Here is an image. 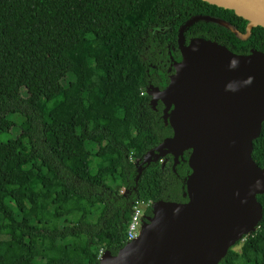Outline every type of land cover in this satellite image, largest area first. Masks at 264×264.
I'll return each instance as SVG.
<instances>
[{
	"label": "trees",
	"instance_id": "trees-1",
	"mask_svg": "<svg viewBox=\"0 0 264 264\" xmlns=\"http://www.w3.org/2000/svg\"><path fill=\"white\" fill-rule=\"evenodd\" d=\"M203 15L245 31L202 0H0V136H11L0 139V264H99L127 243L135 201L150 203L145 216L156 201H187L188 152L174 168L170 155L140 174L135 163L172 135L150 106L149 65L173 68L178 29ZM184 37L264 53L261 27L241 41L199 21ZM251 156L264 167V123ZM257 200L256 231L219 264H264Z\"/></svg>",
	"mask_w": 264,
	"mask_h": 264
},
{
	"label": "water",
	"instance_id": "water-1",
	"mask_svg": "<svg viewBox=\"0 0 264 264\" xmlns=\"http://www.w3.org/2000/svg\"><path fill=\"white\" fill-rule=\"evenodd\" d=\"M233 11L247 24L240 32L230 22L194 16L179 29L178 61L167 87L155 89L150 106L163 104L161 119L172 130L135 163L161 165L170 155L173 168L185 160L186 202L156 201L151 216L139 222V235L99 264H219L227 251L254 233L262 217L257 195L264 194V167L252 159L253 141L264 123V53L235 54L203 37L185 44L184 32L202 21L224 27L241 41L264 28V0H202Z\"/></svg>",
	"mask_w": 264,
	"mask_h": 264
},
{
	"label": "flooded vegetation",
	"instance_id": "flooded-vegetation-1",
	"mask_svg": "<svg viewBox=\"0 0 264 264\" xmlns=\"http://www.w3.org/2000/svg\"><path fill=\"white\" fill-rule=\"evenodd\" d=\"M194 37H190L189 39L186 40V44ZM174 54L176 57L180 56V50L178 47H176L174 49ZM150 62V60H149ZM171 65V61L169 60V58H160L158 60H155V65H149V81L148 82H154L155 84H149L148 85V92H152L154 93L155 89L162 91L164 90L168 83H169V78L171 76L172 73H174L173 68H170ZM150 101L152 99V96L150 95ZM158 104H162L161 101H157L156 106ZM155 106V108H156ZM162 161H164L165 163H168L169 158L168 155L165 156ZM163 167V165H161Z\"/></svg>",
	"mask_w": 264,
	"mask_h": 264
},
{
	"label": "built area",
	"instance_id": "built-area-1",
	"mask_svg": "<svg viewBox=\"0 0 264 264\" xmlns=\"http://www.w3.org/2000/svg\"><path fill=\"white\" fill-rule=\"evenodd\" d=\"M123 191H120L122 193ZM150 203H145L143 201H135L131 206L130 221L126 226L124 239L126 242L136 239L139 235V222L146 214V209L149 207ZM103 252H100L99 258H101Z\"/></svg>",
	"mask_w": 264,
	"mask_h": 264
},
{
	"label": "rangeland",
	"instance_id": "rangeland-1",
	"mask_svg": "<svg viewBox=\"0 0 264 264\" xmlns=\"http://www.w3.org/2000/svg\"><path fill=\"white\" fill-rule=\"evenodd\" d=\"M10 137H11V136H9V135H3V136H0V139L4 141V140H7V139L10 138ZM242 242H243V241H241V243H242ZM239 247H240V246H237V247H235V249L238 250Z\"/></svg>",
	"mask_w": 264,
	"mask_h": 264
}]
</instances>
